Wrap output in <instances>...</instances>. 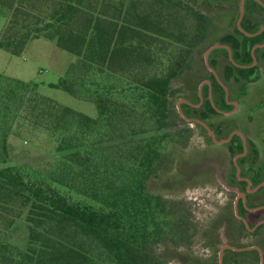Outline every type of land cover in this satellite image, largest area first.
<instances>
[{"label":"trees","instance_id":"trees-1","mask_svg":"<svg viewBox=\"0 0 264 264\" xmlns=\"http://www.w3.org/2000/svg\"><path fill=\"white\" fill-rule=\"evenodd\" d=\"M156 1L187 6L183 0ZM191 10L193 34L187 39L179 33L172 45L173 32L163 19L126 0H0V13L9 11L0 47L20 54L34 38L55 40L77 59L51 84L74 94L80 86L92 88L98 109L90 116L63 105L55 126L75 127L59 144L69 148L67 176L82 178L84 196L75 199L56 181L1 164L11 118L6 96L16 102L19 97L10 88L0 94V264L159 263L151 247L165 205L151 182L163 174L157 162L165 138L152 130L177 122L174 79L209 32L211 16ZM11 80L21 88L37 86ZM21 218L24 243L10 237Z\"/></svg>","mask_w":264,"mask_h":264},{"label":"rangeland","instance_id":"rangeland-1","mask_svg":"<svg viewBox=\"0 0 264 264\" xmlns=\"http://www.w3.org/2000/svg\"><path fill=\"white\" fill-rule=\"evenodd\" d=\"M183 1L186 7L161 4L156 0H126V5L136 4L163 19L173 32L172 45H176L179 33L187 39L193 34L196 20L191 9L203 11L212 18L207 37L192 47L189 65L174 79L171 100L178 114L177 122L152 130L165 138L157 162L163 174L151 182L155 193L161 195L165 211L156 219L158 226L154 229L151 249L159 259L158 264H215L218 248L206 238V229L218 204L225 200L221 199L225 194L219 193V185L227 183L217 170L221 166L229 167V162L220 160L225 152L221 145L209 144L207 151L200 150L204 140L199 126L185 114L186 104L179 101L197 89L199 76L196 73L205 47L230 30L228 26L236 24L243 0ZM108 11L113 13L112 9ZM8 12L0 13V33L7 22ZM76 59L77 54L61 48L55 40L47 37L30 40L20 54L0 47V88L5 90L0 94L7 95L6 90L10 88V93L17 91L19 97L16 102L6 96L5 102L11 106V118L8 152L1 164L14 165L34 178L56 181L65 193L75 199H83L81 176L78 173L67 176L64 170L69 148H59L62 136L73 133L75 127L55 126L63 105L97 116L95 93L92 88L80 86L74 94L51 84L65 76ZM156 67L159 70L160 65ZM9 78L37 83V86L17 87ZM255 92L246 97L245 104L260 105L253 122L260 129L264 151V81L259 82ZM52 177H59L61 182L52 180ZM26 235L25 221L21 218L12 228L10 237L15 242L24 243ZM260 258L264 260V255L261 254Z\"/></svg>","mask_w":264,"mask_h":264},{"label":"flooded vegetation","instance_id":"flooded-vegetation-1","mask_svg":"<svg viewBox=\"0 0 264 264\" xmlns=\"http://www.w3.org/2000/svg\"><path fill=\"white\" fill-rule=\"evenodd\" d=\"M228 27L205 47L198 87L179 103L199 126L200 150L221 145L220 160L229 162L217 170L227 183L219 185L225 200L206 229L218 248L215 264H264V151L253 122L260 105L245 104L264 81V0H243L236 24Z\"/></svg>","mask_w":264,"mask_h":264}]
</instances>
